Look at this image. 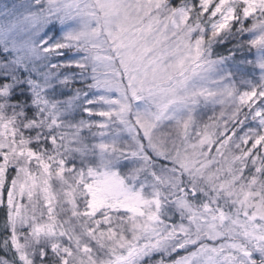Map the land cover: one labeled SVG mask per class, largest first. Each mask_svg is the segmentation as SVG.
Here are the masks:
<instances>
[{"label":"snow or ice","instance_id":"snow-or-ice-1","mask_svg":"<svg viewBox=\"0 0 264 264\" xmlns=\"http://www.w3.org/2000/svg\"><path fill=\"white\" fill-rule=\"evenodd\" d=\"M0 264H264V0H0Z\"/></svg>","mask_w":264,"mask_h":264}]
</instances>
